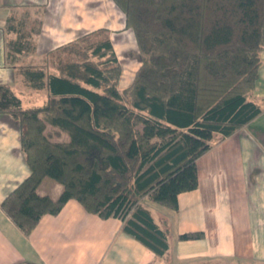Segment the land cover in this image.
<instances>
[{"label": "trees", "instance_id": "trees-1", "mask_svg": "<svg viewBox=\"0 0 264 264\" xmlns=\"http://www.w3.org/2000/svg\"><path fill=\"white\" fill-rule=\"evenodd\" d=\"M112 1L139 51L141 66L127 88L118 89L121 68L106 29L49 53L40 106L22 108L0 84V114L17 122L29 169L1 209L27 235L73 199L88 213L121 220L124 233L163 257L168 230L143 199L176 212L178 194L198 185L196 159L213 134L228 137L261 113L251 92L264 46V0ZM8 21L11 62L31 47L23 21ZM46 124L68 141H52ZM44 178L61 185L56 199L37 194Z\"/></svg>", "mask_w": 264, "mask_h": 264}, {"label": "crops", "instance_id": "crops-1", "mask_svg": "<svg viewBox=\"0 0 264 264\" xmlns=\"http://www.w3.org/2000/svg\"><path fill=\"white\" fill-rule=\"evenodd\" d=\"M96 11L103 16L95 17ZM110 16L104 0H0V84L11 89L22 108L40 106L48 95L39 76L50 70L46 63L36 69V62L80 32L96 28L90 24L79 29L76 23H112ZM9 18L25 23L24 40L35 46L34 52L22 54L26 59L18 58L31 67L41 101L34 102V95L24 99L16 89L13 63L6 56L7 41L15 37L6 31ZM30 23H38L33 24L36 31L25 29ZM260 61L251 99L261 106V113L228 137L213 134L210 148L196 159V189L177 196L178 210L172 217L175 234L170 235L167 217L163 224L154 218L168 230L163 257L124 233L121 220L88 213L73 199L57 214L43 215L24 235L2 211L1 202L29 175V169L17 122L0 115V264H264V46ZM52 129L60 134V141H68L66 134ZM61 190V185L44 178L36 192L56 199ZM193 232L204 237L177 240L178 235Z\"/></svg>", "mask_w": 264, "mask_h": 264}, {"label": "rangeland", "instance_id": "rangeland-1", "mask_svg": "<svg viewBox=\"0 0 264 264\" xmlns=\"http://www.w3.org/2000/svg\"><path fill=\"white\" fill-rule=\"evenodd\" d=\"M106 3V7L107 10L109 12L110 19L112 21V23H102L101 25L98 23H76L75 27H78L79 29L81 28H87L88 25L90 24H94V26L96 27L94 30L96 29H106L109 32V38L111 40L113 49L115 51V54L117 56V59L120 63V68H121V73H120V77H119V81H118V89L119 90H123L125 88H127L133 81L137 71L139 70L141 63L139 61V51L136 45V41H135V37L133 32L130 29H127L125 27V19H124V15L122 14V12L115 6V4L113 3L112 0H104ZM95 17H99L100 13H98L97 11L94 13ZM26 15L28 16V13H26ZM103 16V15H102ZM22 17V16H21ZM25 16L22 17V19H24ZM107 17V14H106ZM21 19V18H20ZM21 19V20H22ZM14 22V20H13ZM16 24V23H15ZM25 25V23H23ZM33 24L38 25V23H30L28 25L27 31L28 29H32L31 32H33V30L36 31V27L38 28V26H35ZM23 25V27H24ZM33 25V26H32ZM100 25V26H99ZM24 29V28H23ZM22 29V30H23ZM93 30H88L87 32H80L79 35H74L75 37L73 38L74 41L76 40L78 37L89 33ZM24 35H26V32L24 33ZM31 37V36H30ZM31 40H33L32 38H30ZM69 41V42H71ZM66 42V43H69ZM28 43V42H27ZM64 43V44H66ZM62 44V45H64ZM29 46L31 47L30 51L34 52L35 51V46L32 44H29ZM61 46V45H59ZM57 46V47H59ZM25 47H28L27 44H25ZM57 47L53 48L52 50L48 51L46 53L45 59L44 61L39 60L38 63L36 62V66L35 68L38 69L39 67H43V63H47V59H49V53L54 51ZM29 51V52H30ZM28 52L23 53L24 55H26ZM23 57V55H21ZM16 60L11 61V63H13L12 69L14 70V72L16 73V77L14 75L15 81H16V89L17 91L20 93H22L21 95L24 96V99H28L31 98L33 95V99L34 102L36 99H42V97H40L38 95V93L36 92V90L33 87L34 83H37L38 81L35 80V75H31L30 74V68L31 67H27L25 65V60L26 57L23 58H18L15 57ZM9 64V63H7ZM9 66V65H8ZM45 68V67H44ZM53 72V71H52ZM38 90V89H37ZM35 91V93H34ZM39 103V101H37ZM2 117L4 118H9L7 115L9 114H0ZM10 116V115H9ZM43 116V115H40ZM12 118V116H10ZM13 119V118H12ZM48 124H46V134L50 137V139L53 140H57L60 142L61 136L59 133H57V131H54V129H52L50 126H47ZM47 181H51L47 178ZM143 201L146 202L148 208L151 210V213L153 215L154 218H156V220L158 221V223L163 224L164 221H166V217L168 218V222H169V226L171 228V233L170 235H172L173 233L175 234V230L176 228H174L173 222H172V217H173V212H171L170 210L163 208L161 206H158L150 201H147L146 198L143 199ZM162 222V223H161ZM170 243L172 242V236L169 237Z\"/></svg>", "mask_w": 264, "mask_h": 264}]
</instances>
